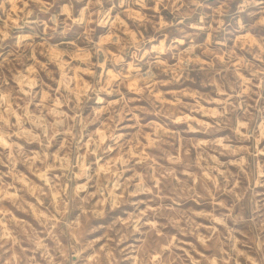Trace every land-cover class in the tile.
Masks as SVG:
<instances>
[{"label":"clouds","instance_id":"9594fccd","mask_svg":"<svg viewBox=\"0 0 264 264\" xmlns=\"http://www.w3.org/2000/svg\"><path fill=\"white\" fill-rule=\"evenodd\" d=\"M0 264H264V0H0Z\"/></svg>","mask_w":264,"mask_h":264}]
</instances>
